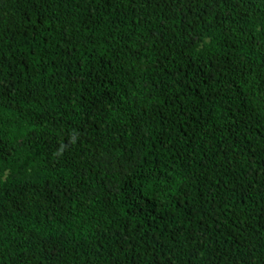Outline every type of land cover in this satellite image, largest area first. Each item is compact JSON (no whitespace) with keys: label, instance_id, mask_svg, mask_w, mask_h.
I'll return each instance as SVG.
<instances>
[{"label":"trees","instance_id":"obj_1","mask_svg":"<svg viewBox=\"0 0 264 264\" xmlns=\"http://www.w3.org/2000/svg\"><path fill=\"white\" fill-rule=\"evenodd\" d=\"M0 264H264V0H0Z\"/></svg>","mask_w":264,"mask_h":264}]
</instances>
